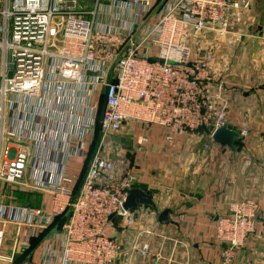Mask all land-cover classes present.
<instances>
[{
  "label": "built area",
  "instance_id": "1",
  "mask_svg": "<svg viewBox=\"0 0 264 264\" xmlns=\"http://www.w3.org/2000/svg\"><path fill=\"white\" fill-rule=\"evenodd\" d=\"M87 1L0 0V190L51 196L52 209L28 211L14 222L35 225L32 238L44 236V264H116L125 255L115 234L119 221L126 231L138 222L136 210L125 211L124 205L140 177L125 159H111L122 150L121 145L110 150L113 137L137 135V144L146 146L152 131L161 128L165 145L173 148L179 137L195 145L202 131L213 139L216 130L229 127L215 53H197L195 41L229 34L231 19L251 5V0H94L89 6ZM67 129L76 145L70 159L82 163V175L61 172L55 182H28L30 162L47 150L43 139ZM238 134L249 137L247 131ZM260 211L256 198L217 210L218 264H236L251 238L264 243L257 231ZM67 213L62 232L54 233ZM170 219L180 224L186 215ZM7 231L6 224L0 227V260ZM155 235L141 232L131 251L151 258L145 236ZM20 247L30 250L31 238Z\"/></svg>",
  "mask_w": 264,
  "mask_h": 264
},
{
  "label": "crops",
  "instance_id": "2",
  "mask_svg": "<svg viewBox=\"0 0 264 264\" xmlns=\"http://www.w3.org/2000/svg\"><path fill=\"white\" fill-rule=\"evenodd\" d=\"M195 42L197 53H215V76L225 82L224 95L230 107L229 128L237 133L247 131L249 137L237 141L233 149H222L209 138V131H202L195 145L188 137H179L173 148L165 145L161 128L152 131L146 146L137 144V135L132 140L113 137L110 150L117 145L122 150L112 152L111 159H125L136 168L140 177L136 188L153 197L159 213L169 210V218L186 215L180 224L161 225L152 208L139 207L132 230L126 231L121 221L117 224L115 235L125 255L116 264H218L217 210L249 198L259 201L257 231L264 235V0H251L247 12L232 18L229 34H212ZM70 135L67 129L61 134L50 132V141L43 139L47 150L35 151L37 156L28 166V182L39 178L55 182L61 172L82 175V163L70 159L76 146ZM41 159L43 173L38 172ZM41 208L52 209L49 194L0 190V227H8L0 264H44V241L32 238L35 225L14 223L21 216L27 217L28 211ZM145 230L156 234L145 236L153 252L146 259L131 251ZM24 238H31L30 250L20 247ZM236 264H264V243L251 238Z\"/></svg>",
  "mask_w": 264,
  "mask_h": 264
},
{
  "label": "water",
  "instance_id": "3",
  "mask_svg": "<svg viewBox=\"0 0 264 264\" xmlns=\"http://www.w3.org/2000/svg\"><path fill=\"white\" fill-rule=\"evenodd\" d=\"M106 102H107V98L106 95L104 96V100L102 103V109H101V115H100V121L102 122L103 120V115L106 109ZM241 139L240 135L231 130L228 125H224L223 127L219 128L218 130H216V132L213 135V141L214 143H216L217 145H219L222 149H233L234 144L239 141ZM139 207H148V208H152L154 210V212H156L158 214V222L161 225H168L169 223H171V219L169 218L170 215V211L169 210H165L161 213H159L158 208L153 200V197L151 195H149L147 192H145L144 190H140V189H132L129 192V196L128 199L124 205V210L125 211H135L137 210ZM70 214L67 213L57 224L54 233H61L63 230V227L66 223V221L69 219ZM260 219V216L258 218V220Z\"/></svg>",
  "mask_w": 264,
  "mask_h": 264
},
{
  "label": "trees",
  "instance_id": "4",
  "mask_svg": "<svg viewBox=\"0 0 264 264\" xmlns=\"http://www.w3.org/2000/svg\"><path fill=\"white\" fill-rule=\"evenodd\" d=\"M101 103H103V99H102V102ZM98 136H99V126L96 127V138H95V141L94 142L97 141ZM43 239H44V236H42L41 238H39L38 241L41 242V241H43Z\"/></svg>",
  "mask_w": 264,
  "mask_h": 264
},
{
  "label": "rangeland",
  "instance_id": "5",
  "mask_svg": "<svg viewBox=\"0 0 264 264\" xmlns=\"http://www.w3.org/2000/svg\"><path fill=\"white\" fill-rule=\"evenodd\" d=\"M93 2H94V0H88V1L86 2V3H87L86 5H88V6H89V5H93Z\"/></svg>",
  "mask_w": 264,
  "mask_h": 264
}]
</instances>
